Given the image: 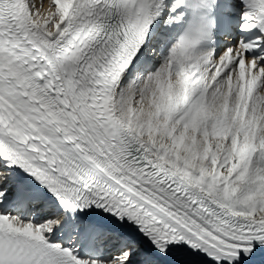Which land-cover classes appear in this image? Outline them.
Segmentation results:
<instances>
[{"label":"snow or ice","instance_id":"obj_1","mask_svg":"<svg viewBox=\"0 0 264 264\" xmlns=\"http://www.w3.org/2000/svg\"><path fill=\"white\" fill-rule=\"evenodd\" d=\"M0 264H264V0H0Z\"/></svg>","mask_w":264,"mask_h":264},{"label":"bare ground","instance_id":"obj_2","mask_svg":"<svg viewBox=\"0 0 264 264\" xmlns=\"http://www.w3.org/2000/svg\"><path fill=\"white\" fill-rule=\"evenodd\" d=\"M46 5H47V0H45V7H46ZM43 11V10H42Z\"/></svg>","mask_w":264,"mask_h":264}]
</instances>
